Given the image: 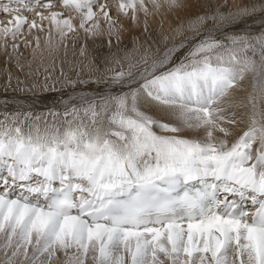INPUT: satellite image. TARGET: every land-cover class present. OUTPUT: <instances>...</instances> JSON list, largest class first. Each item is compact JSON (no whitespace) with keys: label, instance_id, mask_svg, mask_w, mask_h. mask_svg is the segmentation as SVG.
Segmentation results:
<instances>
[{"label":"rangeland","instance_id":"obj_1","mask_svg":"<svg viewBox=\"0 0 264 264\" xmlns=\"http://www.w3.org/2000/svg\"><path fill=\"white\" fill-rule=\"evenodd\" d=\"M43 1H46V0H41V2H39V4L42 3ZM32 6H35V5H32ZM32 6L29 5V8ZM29 8H27L26 10H30V13H31L32 8L31 9H29ZM96 9H97V6H95V10ZM106 10H108V13L106 12L105 18H107V19H105V20L108 21L111 17V19L114 22V25L116 26V29H117L122 23V20H123L122 14L123 13L122 14L118 13L116 15V12L114 13V9L112 8L111 5L109 6V8L107 7ZM106 10H104V11H106ZM38 11L40 12V10H38ZM38 11H37V13L35 11L36 14H35L34 19H33V17H29V16H28L29 17V19H28V17L26 18L24 16V19H22L20 26L14 25L15 24V18L14 17H13V20L11 18V20L13 21V24L10 25L11 22L6 21L7 20V16H6L7 14L6 13L1 14V16H0V19H1L0 20V28L1 27L3 28L6 25H8V27H11V31L14 30V28H15V30L17 31V35H18L15 38H13V36H8V33L6 32V34H4L3 41L9 42L11 44H15V47L17 48V46H18V48H19L18 54L21 53L20 54L21 56H18V57L17 56L6 57V59L2 61L3 66L0 65V75H1L0 76V134H4L1 136H4V137H7L8 135L14 136L13 134H15V132H18L17 134L21 136V139L23 141L27 142V144H29L28 139L36 138V140H31V141H35V143H37V141H40L39 140L40 137L42 138V137H45L46 135H48V136H46V140H47L46 141L47 144L45 143L46 145L53 144V145L58 146L60 143H62V141H69V145L72 148L73 147L75 148L77 146L78 142L80 141V138L79 137L77 138L72 133L73 130H76V129H81V128H88L89 129L90 128V130H91L92 128H95V130H96V127H98L97 125L102 124L99 126V128L100 127H106V124L108 123L107 127H108V129L109 128L112 129L111 130L112 133L116 132V130H117L116 133H119V131H120V133H122V135L125 134L123 136V138H124L127 136L126 134H128V133H129L128 136L129 135L131 136L132 134H134L136 137L137 133L135 131L138 129V126L140 127V126L145 125L144 126L145 128L142 129V132L139 135H137L136 138H138L139 141H143L145 143L148 142L149 145L146 147H141L139 149H137L134 146H130L131 152L136 154V155L141 154V153L142 154H150L151 157H149V158L155 159V156H158V155H156V152H159V151L170 152V151L178 150L181 152H185L188 149H189L188 151H191V150H200L201 151V149L198 148L195 144H192L193 142L189 141L190 138L184 137V136H188L189 134L188 133H186V134L181 133V130L182 131L186 130L185 132L190 131L189 133H193L199 129V128L197 129V127H199L200 124L201 125L203 124V123H201V121L207 122V121L212 120V118L214 117V114H213L214 112L211 109L213 107H211L209 109L210 112L212 111L211 117H207L205 115V111L201 107V105L203 104V102L205 100H207V98L208 99L211 98V96H213V94L210 96H207V95H201V93H202L201 91L198 92L199 98H198V96L195 98L196 103H194V100H193L194 96L192 93V89H190V88L189 89H186V88L183 89L182 88V90H183V91H181L182 94L178 93L176 95L175 94L174 95H168L169 89H175L176 90V87L177 86L180 87V86L176 85L175 80L171 77L176 73L174 71H172L173 73L171 74V76H170V72H168V74L165 75L164 72L167 70V68L161 67L160 64H159L160 69L158 71H154L153 76L151 74L150 78L136 82L135 84H133L134 86H131V87H133L132 90H131V87H130V89H129V87L122 88V90L117 89V88H119V85L121 82H124V81L130 82L131 80H128V79L135 77L136 73H138V71H139L138 68L140 67V65L148 64L152 58H153V61L154 60L156 61L159 58L158 56L159 55L161 56L162 51H164V49H167L168 47H171V46L172 47L179 46V44H181L183 42V40L185 41L186 38H191V40H192L191 41L192 43L189 44V49H191L189 51L190 54L194 55L196 53L195 48L197 47L196 49L200 51L199 54L203 55V57H204V60H205L204 66L205 67H208L207 62H209L212 64V69L218 65L219 66L218 68L228 70V68L232 67V64H235V63H231V62H238L239 64L236 63L235 65H241V64L247 65V64H249V66L252 69H254V72H255L257 70V68H259L260 65H261L260 69L263 66V68H262L263 72L261 73V76H259L260 80L258 79L259 80L258 84H256L254 82L255 81L254 75L251 78L249 76V72H247V75H248L250 81L251 82L253 81L254 102L258 103L257 104L258 109L260 107L264 108V93L260 92L261 91L260 89H261V86L263 85V80H264V65H263V61H264V32H262V31H258V32L248 31L247 33H243L241 31L234 32L233 31L234 27L230 28L231 25L235 24L238 21L249 20L248 24H252L253 23L252 19L254 17H257V19L260 17H264V0H199L197 2V5L194 8L193 12H189V13L184 14L183 17L181 19H179V21L173 26L174 28H172V29H174V30L168 31L169 33L167 32L169 35L167 33L161 34V35H167V38H164V40H163L164 42L163 41H157L154 38H151V41H149L148 43H144V44L142 43L141 47H138L137 45H135L133 47H128V46L123 47L119 42L113 43L110 40H107L106 43L98 42L99 37H96V35L89 32L88 26H89V21H91V20H90V18H88L87 19L88 22L86 24V27L84 29H82L81 32H79V34H78V32H76L75 34L73 32H67L66 33L67 39H69L68 46L70 47L71 45H77L78 48L75 51H72L71 54H69V56L66 58V59H68L67 60L68 62H64V63H61V60H59V61H57V59L46 60V59H42L41 57L32 56L30 53H28L29 46L28 47L25 46L24 42L28 41V40H26L28 38H30V40H31L32 35L27 36V34H24L25 31L30 30L32 28L33 30H31V31L33 34V38H36L41 34L43 35L47 31V28H48L46 21H44L43 19L40 21L39 16H38V14H39ZM104 11L102 10L101 12H104ZM41 12H45V11L43 10ZM125 14L129 15L130 11H127V13H125ZM32 15H33V13H32ZM95 15H96V12L93 14V16H92L93 18L91 17V19H94ZM3 17H5V18L3 19ZM8 19H9V17H8ZM1 25H4V26H1ZM17 26L19 28L21 27V29L19 30V28H17ZM220 29H221V31H217ZM247 30H249L248 27H247ZM37 32L40 34H38ZM172 32L173 33L176 32L177 37L173 38L171 36ZM34 33H35V35H34ZM12 39H14V40H12ZM124 41L127 43L132 42V40H129L127 38ZM91 43L93 44L94 47L91 46ZM3 45H4V43L2 41H0V48L3 47ZM12 51H13V49H12ZM96 56L100 57L101 61H100L99 65H102L100 68L96 67V65L93 62V59ZM35 58H36V60H35ZM169 59H171V58H169ZM217 60L218 61L220 60L219 64H216V63H218V62H216ZM214 61L216 62L215 64H214ZM223 62H224V64H228V66L226 68H223L221 66V63H223ZM189 64H190V62H188V60H187V61H183V63L177 64V65L181 67V68L179 67L181 70L186 69V67H189L191 64H192V66L195 65V63L194 64L191 63L190 65ZM155 72H156V74H155ZM225 75H227V74H225ZM167 76H168V78H167ZM150 79H152V82L150 81ZM159 80L162 83L164 81H168V83L170 82L169 85L171 87L168 86V88H165L166 90L164 92L165 97H167L168 100H166L165 98L163 99V97H161L162 94L159 92V90L157 88V85H158L157 81H159ZM174 84L176 85L175 88H174ZM104 86L108 87V89L104 90L105 92H104L103 96L102 95L98 96L97 93L101 92L99 90H103ZM190 86H191V84H190ZM155 87H156V89H155ZM109 88H111V89H109ZM113 89H115V90H113ZM88 90H94V91L96 90V94L91 93L92 95L88 96L86 93V94H84L85 96H75L76 93H80L81 95H83V92H87ZM116 90H117V92L121 91L120 92L121 94L119 93L118 97L116 96V99H113V95L115 93H112V92L116 91ZM142 90L146 93V96H144V94H143L144 92L140 93ZM149 90L155 91V92L158 91L159 92L158 96L161 99L159 97H155L154 95L148 96L147 92ZM201 90H203V89H201ZM125 93L130 95V99L132 101L134 99L136 100V102L133 101L134 103H137L140 107H142L146 111L152 113L158 119L157 121H155V124H156L155 126L157 127V129H159V131H160V129H162V133L160 131V134L158 135V137H153V136H149V135L142 136L145 133L146 127H147V125H149L150 121L142 120L141 118L145 114L142 112V110L139 108L138 105L131 104L132 107L129 106V109L132 111L134 117H137V119H136L137 122H136V124H134L131 111L127 110L126 107L121 105L120 97L124 96ZM139 93L141 95L143 94L142 95L143 98H142V96H140ZM200 95L204 96V97L207 96V97L202 99V97ZM181 96H182V98H181ZM183 96H185V97L183 98ZM145 97L147 98L146 99L147 101H148V97H149V100H152V99L156 100V101L152 100L154 103L158 101L159 103L166 104L165 102L168 103L170 101V104H173V105L169 106V111L163 112V111H161L163 109V107L160 108L159 106H156V104H155V107L152 108L151 105L148 104L149 101L147 102L145 100ZM150 97H153V98L150 99ZM58 98L60 100L56 101ZM70 98H71V100H70ZM79 99H82V101L81 100L79 101ZM142 99H144V100L142 101ZM45 101H46V103H45ZM123 101H124V99H123ZM215 101L217 102V100H215ZM215 101L213 103L214 105L216 104ZM113 104H115V105L113 106ZM116 105L121 107V108H118ZM178 105L182 106L184 108L188 107V108L193 109L197 115L198 121L197 122H191L188 119V117L183 113V111L181 112L178 110V108L176 107ZM156 107L157 108L159 107V109H157ZM110 108H111V110H110ZM116 108H118L119 110L117 109V111H116ZM120 109H122V110H120ZM152 109H153V111H152ZM108 110H110V112ZM158 110L161 113L165 114V116L164 117H161L160 115L156 116V115H158L157 113H159ZM60 111L62 113L60 121H56L55 117H53L51 119L52 115L57 116L58 112H60ZM107 111H108V114H106ZM221 111H223V108ZM123 113L125 115H127L129 113L127 115L128 119H132L133 123L131 120H129L128 124L122 123L123 117H124ZM105 114H106V116H105ZM109 114H110V116H109ZM29 115H30V117L27 118V116H29ZM16 116H18V117H16ZM33 116H35L36 121L41 122L43 124V126L37 127V125H35V124L33 125V123H32ZM114 116H116V117H114ZM150 117H151V115H150ZM158 117L161 119L160 121H162V120H164V121L160 122ZM218 117H219V115H218ZM151 118H153V117H151ZM113 119H115V120L113 121ZM138 119H141V120H138ZM49 120H50V122H48ZM104 120L105 121L108 120V121H110V123L109 122L106 123V122H104ZM165 120H166V124H164ZM212 121H211V123H212ZM102 122H104V123H102ZM263 122H264V120H263ZM214 123H215V121L213 122V124ZM131 124H134V126H132ZM177 124H178V126H177ZM110 125H111V127H110ZM175 125L177 128L176 131H175V129H176ZM201 125H200V127H201ZM27 126H29V128L30 127L31 128L28 129ZM76 126H78V127H76ZM117 126H119V127H117ZM69 127H70V129H69ZM2 129H6V130L2 131ZM12 129H13V134L10 133V130H12ZM133 129L135 131H132ZM194 129H195V131H193ZM24 130H27L26 131L27 133H25V135L22 134L23 133L22 131H24ZM64 130H65L66 134H65ZM82 130H84V129H82ZM163 131H166V133H163ZM260 131H261L260 128H257V132H260ZM20 132H22V133H20ZM167 133H168V135L172 134V133L173 134L169 135L170 136L169 137V136L165 135ZM210 133H212V131ZM72 134L74 135V139L69 138ZM57 135H58L59 139L56 138ZM62 135H64V136H62ZM134 135H132V136H134ZM171 136H173V137H171ZM11 138H13V137H11ZM55 138H56V140H55ZM75 139H77V140H75ZM241 139H244V137L242 136ZM10 141H11V139L9 140V142ZM151 141H153V142H151ZM100 148H101V146H99V149ZM106 150H107L106 146H105V148L100 149L102 154ZM201 153L191 152L190 154H188V152H187L186 154L185 153L184 154L187 157H190L191 154H196L200 157L207 155V153L205 151L201 152ZM106 154L110 155L109 153H106ZM106 154H104V156ZM203 154H205V155H203ZM228 155L233 156V154H231V153ZM178 159H179V157L173 156L172 160L173 161L175 160L177 162V161H179ZM203 159H204V157H203ZM155 160H152L150 162V165ZM263 160H264V157H263ZM190 161L191 160H189V162ZM205 165H207V164H205ZM151 167L154 168L155 166H151ZM1 198L2 197L0 196V264L1 263L8 264L7 263L8 261L10 264H14L16 262L18 264V262L20 260H21L20 262H22L23 264H27V262H28V264H35V263L40 264V260L45 261L46 258H50V257L52 259L54 258V255H51V256L48 255L47 248L49 249L50 252L55 254V256L57 257V258H55V260L53 259L54 261L51 259L52 264H71L70 262H72V264H75V261H77L78 256H79L78 257L79 262L77 261L76 264L80 263L81 260H82V262L80 264L85 263V262H88L91 264H176L178 261L179 262L177 264H179L181 262H182L181 264H185V263L195 264V261L197 260V258L199 260H201V258H200L201 255H204V256L205 255H209V256L211 255L210 259L213 260V261H211L212 262L211 264H216V263L218 264V262H219V264H232L231 261L234 262V260L238 257V255L240 253L241 242H246L245 233H242L240 241L238 243H236L235 246L232 245V240H233L232 237L227 235V234H224V237L226 238L225 241H223V238H222L221 241H219V242L211 243V244H213V246L208 245L206 242L204 243L199 239H198V241H192L189 243H182L183 246H181V244H180V246H178L177 249L175 247L176 243L172 247L170 245L161 244L158 246V248H155L154 246L142 245L141 249L135 250L136 252H131V253L125 252V254L121 253V255H126V258L128 256V258L126 260L123 258L124 256H121V255L118 256V254L116 252H110L109 254L105 253V254H102L103 256H101V255H99L98 250H97L98 253L94 249L91 250V248L88 244H85V247H83L84 244L81 245L79 243L80 242L79 239H75V240H77V242L75 241V243H71V240L62 241L60 239V241H57V237H56L55 233H50L54 236H52V235L50 236L49 233L48 234L45 233L44 237L42 238L41 235L43 236L44 232L37 230V231H39V232H37L38 236L35 235V237H30L28 239L30 249H27L28 252H26V251L20 249V247H17L18 245L15 246L14 241L18 240L17 237L21 236L20 238H23L21 233L18 234V231L22 232L23 230L24 231H26V230L33 231L34 230L33 228H35V223H34L35 220H33V219L37 218L34 216L36 214L34 211L32 212V210H31V212H30V210L29 211L25 210V209L29 208V207H27L28 204L25 205V204H22V203L17 202V201L15 202V200H13L12 198H10V199H5V198L1 199ZM13 211H14V213H13ZM19 212H20V215H22V216L19 215ZM15 214H18V215H15ZM25 214L27 216L31 215V217H30L31 222L29 220H28L29 222L28 221L24 222ZM29 216L26 218L29 219ZM26 218H25V220H26ZM32 221H34V222L32 223ZM23 224H25L26 227ZM7 226L10 227L11 229L13 228V229L8 230V228H6ZM16 227H17V229H16ZM18 227H21V228L23 227V228H22V230H20ZM24 227L28 228V229L25 230ZM5 231L7 233H9L7 235V237L5 236L6 235ZM15 232L17 234V237H16V240L15 239L13 240V238H15L13 236ZM35 233H36V231H35ZM10 237H12V238H10ZM39 237H41V239ZM50 237H52V238H50ZM82 238H84V237H82ZM39 239H40V241H38ZM45 240H46V244H45ZM9 241H11V242H9ZM69 241H70V243H69ZM171 241H172V239H171ZM72 242H74V239L72 240ZM37 243H39V245ZM42 243L44 245H42ZM49 243H50V245L48 246ZM64 244H65V246H64ZM69 244L71 246H73V248L71 247L73 250L70 248ZM33 245H36L35 248L33 247ZM40 245H41V249L45 248L47 250V252L45 251L44 253H42V251L40 249ZM86 245L90 249L87 248V250H86L85 249ZM38 246H39V249L41 252H38V249H37ZM55 246H57V247H55ZM217 246H218V248H217ZM219 246H220V248H219ZM59 247H61V249ZM63 247H65V249H66L65 252L67 251L66 253L64 251H63L64 253L62 252ZM143 247H145V248H143ZM181 247L183 250L180 249ZM225 248L226 249L230 248V251L226 250ZM53 249H55V251ZM56 249H58L59 251ZM67 249H69V250H67ZM178 249H180L181 251ZM200 249H201V251H200ZM212 249H214L215 251H213ZM236 249H237V251H236ZM137 250L139 253L137 252ZM57 251L59 252V254L61 251V254L58 255ZM81 251H83L84 254ZM89 251H91V252H89ZM197 251H198V253H197ZM231 251H232V253H231ZM233 251H236V252H234L235 254L233 253ZM199 252H200V254L201 253L202 254L200 255ZM39 253H40V255H39ZM45 253H47V254L43 255ZM15 254H16V256H15ZM93 254H95V256ZM97 254H98V257H96ZM128 254H130V255H128ZM139 254H141V255H139ZM184 254L185 255L187 254V256H185ZM42 255L44 257H40ZM92 255H93L94 259L91 257ZM14 256L17 257L19 259V261H17L18 259L15 258ZM170 256H171V258H170ZM180 256H182L181 257L182 259L180 258ZM226 256H228V258ZM230 256H232V258ZM121 257H122V261L120 259ZM39 258H40V260H39ZM75 258H76V260H75ZM90 258H92L93 263L91 261H88V260H90ZM96 258H97V260H96ZM110 258H111V260H110ZM186 258H188V259H186ZM108 259H109V261H107ZM180 259H181V261H180ZM192 260H194V262ZM226 260H228V261H226ZM68 261H70V262H68ZM45 262L41 261V264H44ZM226 262H229V263H226ZM199 263H201V261ZM45 264H48V263L46 262Z\"/></svg>","mask_w":264,"mask_h":264},{"label":"bare ground","instance_id":"obj_2","mask_svg":"<svg viewBox=\"0 0 264 264\" xmlns=\"http://www.w3.org/2000/svg\"><path fill=\"white\" fill-rule=\"evenodd\" d=\"M198 1L199 0H46V1H43L42 3L37 4L35 6L31 5L32 7H30V8H29V5L26 4L30 1H27V2H25V5L17 6L14 4H9V5L1 6L0 7V16H1V14L6 13L7 14L6 15L7 20L6 19L5 20L7 22H11V24L9 23L10 25L13 24L12 20L14 17L15 18V24L14 25L20 26L22 19H24V16L26 18L28 16L33 17V19H34L35 14L37 13L38 10H40V12L38 11L39 19H40V21L42 19L44 21H46L48 28H47V31L43 35L41 34L36 38H33V34L31 31V30H33L32 28L30 30L25 31L24 34H27V36L32 35L31 40H30V38H28V39H26L28 41L24 42L25 46H27V47L29 46L28 53H30L32 56L41 57L42 59H46V60H51V59H54V60L57 59V61L61 60V63H64V62H68L67 61L68 59H66V58L69 56V54H71L72 51H75L78 48L77 45H71L70 47L68 46L69 39H67L66 33L67 32H73L75 34L76 32H78V34H79V32H81V30L86 27V24L88 22V20H87L88 18H90V20H91V21H89V26H88L89 32L96 35V37H99L98 42L106 43L107 40H110L113 43L119 42L123 47H126V46L133 47L135 45H137L138 47H141L142 43L143 44L148 43L149 41H151V38H154L157 41H163L164 38H167V35H161V34H166L168 31L174 30V29H172V28H174L173 26L179 21V19H181L183 17L184 14L189 13V12H193ZM110 5L114 9V13L116 12V15L118 13H121V14L123 13L122 14V16H123L122 23L117 29H116V26L114 25V22L112 21L111 17L108 21L105 20V19H107V18H105L106 12L108 13V10H106V9H107V7L109 8ZM95 6H97L96 10H95ZM27 8H29V9L32 8L31 13H30V10H26ZM43 10L45 12H41ZM102 10L103 11L106 10V11L101 12ZM126 10L130 11L129 15L125 14V13H127ZM35 11H36V13H35ZM95 12H96V15H95L94 19H91V17L93 16V14ZM32 13H33V15H32ZM8 17H9V19H8ZM29 17H28V19H29ZM4 18L5 17H3V19ZM11 18H12V20H11ZM248 21L249 20L238 21L235 24L231 25L230 28L234 27L233 28L234 32H239V31H241L243 33H247L248 31H250V32H258V31L264 32V17H260L258 19H257V17H254L252 19V21H253L252 24H248ZM1 26H4V25H1ZM18 26H17V28H19ZM247 27L249 30H247ZM20 29H21V27L19 28V30ZM217 31H221V29L217 30ZM6 32L8 33V36H13V38L18 36L15 28L12 31H11V27H8V25H6L3 28L2 27L0 28V41H2L4 43L3 47L0 48V65L1 66H3L2 61L5 60L6 57L21 56L20 55L21 53L18 54V50H19L18 46L16 48L15 44H11L9 42L3 41V37H4V34H6ZM38 34H40V33H38ZM176 34H177L176 32L175 33L172 32L171 36L173 38H175V37H177ZM34 35H35V33H34ZM126 38L129 40H132V42L131 43L125 42L124 40ZM12 40H14V39H12ZM185 41L183 40V42L181 44H179V46H175V47L171 46V47H168L167 49H164V51H162L161 56L159 55L158 56L159 58L156 61L155 60L153 61V58H152L148 64L140 65V67L138 68L139 71H138V73H136L135 77L128 79V80H131L130 82L129 81L121 82L119 85V88H117V89L122 90V88H126V87H129V89H130V87L134 86L133 84H135L136 82L150 78L151 74L153 76L154 71H158L160 69L159 64L161 65V67L167 68V70L164 72L165 75L168 74V72H170V76H171V74L173 73L172 71H174L176 74H174L171 77L175 80L176 85H179L180 87L177 86L176 90L175 89H169L168 95L178 94L179 91L177 90V88L179 89V88H181V86L183 89L184 88L192 89V87H196L198 92H200V91L202 92L201 95H207L206 91H208L209 94L207 96H210L213 94V96H211V97H213V98H215V100H217V102L215 101L216 102L215 105L213 104L212 106L209 107V108L213 107L211 110L214 112L213 113L214 115H215V109L220 107L221 99L225 102L223 104V111L219 112L220 113L219 117H218L219 119H217L214 124H213L214 121H212V120H211L212 123H211V121H207V122L201 121V123H203V124L202 125L200 124L201 127H200V125H199V127H197V129L198 128L199 129L196 132L189 133L190 131L185 132L186 130H184V131L181 130V133H184V134L188 133L189 134L188 136H184V137L190 138L189 141L193 142L192 144H195L198 148L201 149V151L203 150L202 152L205 151L207 153L206 156L201 155L202 157H200L196 154H191L190 157H187L185 155V157L187 158L186 160L188 162H189V160H191L188 164L189 168L191 169V168H194L195 166H200L201 162H203V161L205 164L210 166L211 160L209 157H211L213 159V165H214V164H216L215 156L218 152H223V151H227V150H231V149L235 150L234 151L235 153L230 152L231 154H233L232 158L235 159V165L240 167L243 164L249 163V164H252L253 166H256V165L262 166L261 163L262 164L264 163L263 162L264 154H260L259 152H264V122H263V120H264V108L260 107L258 109V105H257L258 103L254 102L253 81L252 82L250 81L247 73L244 76L242 75V73L244 71V66L232 64V67L228 68V70L227 69L224 70V69L218 68L219 66L217 65L213 69L211 67L210 71H209L208 70L209 68L204 66V62H205L204 57H203V55L199 54L200 51L196 49L197 47L195 48L196 53L194 55L190 54L189 51L191 49H189V44L192 43L191 38H186ZM91 46H93L92 43H91ZM12 49H13V51H12ZM169 58H171V59H169ZM35 60H36V58H35ZM187 60H188V62H190V64L195 63V65L192 66V64L191 65L189 64L190 65L189 67H186V69L181 70L180 69L181 67L178 66L177 64L183 63V61H187ZM100 61H101L100 57H98V56L94 57V59H93L94 64L96 65V67H99V68L102 66V65H99ZM219 61L218 60L216 61L218 63H216L214 61V64L215 63L219 64ZM207 73H209L210 75L207 76ZM155 74H156V72H155ZM225 74H227V75H225ZM167 78H168V76H167ZM150 81L152 82V79H150ZM215 81H217L216 85L214 83ZM230 81H233V83L230 84ZM169 83H168V81H164L163 87L168 88V86H170ZM190 84L192 87L190 86ZM211 84H212V86H216V88L213 89ZM176 85L174 84V88ZM200 88L203 90H201ZM105 89H108V87L104 86L103 90H99L101 92L97 93L98 96L99 95L103 96ZM109 89H111V88H109ZM132 89H133V87H131V90ZM155 89H156V87H155ZM113 90H115V89H113ZM260 90H261L260 91L261 93H264V80H263V85L261 86ZM120 92L119 91L117 92V90L113 91L112 93H115L113 95V99H116V96L118 97V94ZM142 92H144V91L142 90L140 93H142ZM86 93L88 96L92 95V94H96V90L95 91L94 90H88L87 92H83V95H81L80 93H76L75 96H85L84 94H86ZM143 94H144V96H146L145 92ZM180 94H182V93H180ZM142 95L140 94V96H142ZM147 95L148 96L154 95L155 97H159L158 96L159 92L149 90L147 92ZM161 97H163V99L165 98L166 100H168V98L165 97V94L161 95ZM184 97L185 96H183V98ZM201 97H202V99L206 98L204 96H201ZM142 98H143V96H142ZM152 98L153 97H150V99H152ZM181 98H182V96H181ZM198 98H199V96H198ZM146 99L147 98L145 97V100ZM70 100H71V98H70ZM80 100L82 101V99H79V101ZM143 100L144 99H142V101ZM152 100H149V97H148V101H149L148 104H150L152 108L155 107V104H156V106H159L160 108L163 107V109L161 110L163 112L169 111V106L173 105V104H170V101L168 103L164 101L166 104H162V103H159L158 101L154 103L153 101L155 99L153 101ZM45 103H46V101H45ZM114 105L115 104H113V106ZM117 107L121 108L119 106H117ZM159 107L158 108L156 107V108L159 109ZM176 107L178 108L179 111H181V112L183 111V113L188 117V119L191 122H197L198 121L197 115L193 109L188 108V107L184 108V107L179 106V105ZM118 108H116V111ZM110 110H111V108H110ZM110 110H108V111L110 112ZM120 110H122V109H120ZM108 111L106 112V114H108ZM152 111H153V109H152ZM158 112L159 113H157L158 115H156V116H159V115L161 117L165 116V114L161 113L159 110H158ZM106 114H105V116H106ZM127 115H125V114L123 115L124 117H123L122 123L128 124L129 120L132 121V119H128ZM109 116H110V114H109ZM114 117H116V116H114ZM105 120H104V122L110 123V121H108L109 119L107 121H105ZM114 120L115 119H113V121ZM160 120L161 119L159 118V121ZM163 121L164 120H162L160 122H163ZM104 122H102V123H104ZM132 123H133V121H132ZM164 123H166V120ZM100 125H102V124H100ZM100 125H97L98 126V127H96V129L98 128L97 130H95V128H92L91 130H90V128L89 129L88 128H81V129L73 130L72 133L77 138L78 137L80 138V141L78 142L77 146L75 147V150H76L78 155H80L81 157L94 159L96 157H102V156H104V154L109 153L111 151L114 154H112V153H109V154L114 156L115 158H117L122 163L134 161V163H136L135 165H128L127 166V170L129 171L128 178L130 177L134 181L135 180H141V179H139V176L136 175V173H135L136 170H138L142 174L143 173H145V174L153 173L156 170L155 167L153 168L150 166V162L152 160H155L157 156H155V159H150L149 158V157H151L150 154H142L141 153V154L136 155V154L132 153L130 150V146H134L137 149H139L141 147H146L149 145L148 142L145 143L143 141H139L138 138H136L137 134L135 137L134 134H132L134 136H132V135L128 136V134H129L128 133V134H126L127 136L123 138V136L125 134L122 135V133H120V131H119V133H116L117 130H116V132L112 133L111 132L112 129H110V128L108 129V127H107L108 123L106 124V127H100L99 128ZM131 125L134 126V124H131ZM177 126H178V124H177ZM27 127H28V129L31 128V127L29 128V126H27ZM76 127H78V126H76ZM110 127H111V125H110ZM117 127H119V126H117ZM138 128H139V126H138ZM175 128H176V125H175ZM257 128H260L261 131L257 132ZM69 129H70V127H69ZM82 129H84V130H82ZM5 130L6 129H2V131H5ZM27 130H24V131H22L23 133L22 132H20V133L25 135V133H27L26 132ZM176 130H177V128L175 129V131ZM132 131H135V130L133 129ZM160 131L162 133V129H160ZM160 131H159V133H160ZM193 131H195V129ZM211 131H212V133H210ZM64 132H65V130H64ZM244 132H249V134H244ZM10 133L13 134V129L10 130ZM163 133H166V131H163ZM65 134H66V132H65ZM172 134H169V135H172ZM0 135H4V134H0ZM165 135L169 136L168 133ZM62 136H64V135H62ZM173 136H171V137H173ZM242 136L244 137V139H241ZM11 137H13V136H11ZM88 137L90 140H88ZM56 138L59 139L58 135ZM56 138H55V140H56ZM39 140L40 141H37V143L38 144L40 143L39 145L42 146L43 145V142H41L42 138L40 137ZM75 140H77V139H75ZM153 141H151V142H153ZM110 143H112L115 146V148H113V147L110 148L113 150L108 149ZM46 144H47V142H46ZM99 146H101L100 149L105 148V146H106L107 150L104 151L103 154L101 152L100 154L93 155L94 151H100ZM188 150H186V151H188ZM186 151H185V154L187 153ZM171 152H174V151H170V152L159 151V152H156V155H158V156L161 154L170 155ZM230 153H227V154H230ZM188 154H190V153H188ZM110 155H108V156H110ZM203 155H205V154H203ZM203 157H204V159H203ZM98 161H100V160H98ZM184 162H185V160H182V159H180L177 162L175 160L170 161L171 166H173V167H175L177 165H184ZM191 162L194 163V164H192V166H190ZM56 164H58V161L56 162ZM0 168L5 169V166L0 165ZM94 169L95 168H92V167L88 168V170H87V168H83V170H85V171L87 170L90 173H94L95 172ZM200 174H204V172H200ZM70 176H71L70 178H75V176H73L72 174ZM148 177H150V176H148ZM125 180H127V177L123 176L121 182H124ZM128 183H131V182H127V184L123 183V185L127 186ZM2 198H4V197H2ZM5 199H10V198H5ZM16 201L17 200H15V202ZM20 203L25 204V205L28 204L27 207H29L30 209L29 208L25 209L23 206L22 207L25 210H28V211L30 210V212H31V210H32V212L34 211L36 214L34 216L37 217L36 219H33V220H35V222L32 221V223L33 222L35 223V228H33L34 229L33 231L26 230V229H28V228H25L26 223L23 224L25 226L24 229L26 231H24V230L22 232L18 231V234L21 233L23 238H20L21 236L17 237L16 232L14 233V235L12 234L15 237V238H13V240L14 239L16 240V237L18 239L17 241H14V245L15 246L18 245L17 247H20V249H22L26 252H28L27 249H30L28 239L30 237H35V235L38 236L37 232H39V231H37V230L44 232L43 236L41 235L42 238L44 237L45 233H47V234L48 233L49 234L55 233V235L57 237V241H60V239L62 241L71 240V243H75V241L77 242V240H75V239H79V241H80L79 243L81 245L84 244L83 247H85V244H88L90 246L91 250L94 249V250H96L97 253L99 251V255H101V256H103L102 254H105V253L109 254L110 252H116L118 254V256L121 255V253L125 254V252H130V253L136 252L135 250L141 249L142 245L154 246L155 248H158V246L161 244L170 245L175 240L173 235L177 234V232L172 233V232L166 231L167 233L164 232V234L161 235V237L159 239L157 238L152 243L151 238L146 237L145 239H142V238L134 237V236H128V237L125 236L124 237V235H122L119 231H117L115 229H109V228H106L105 226L99 225V224L96 226L87 225V224H85V222L83 220L78 219V218L73 217V216L72 217H66L64 220H60L59 216H57L49 208L43 210V209L38 208L37 205L36 206L32 205V204L30 205V203H27V202L26 203L20 202ZM253 207H255V205L247 206V208H253ZM13 213H14V211H13ZM15 215H18V214H15ZM19 215H20V212H19ZM20 216H22V215H20ZM28 216L25 214L24 217L26 218ZM30 217H31V215L29 216V219L26 218V220L24 218V222H27L28 220L30 221ZM6 228H8V230L11 229L8 226ZM18 228L20 230H22L23 227L22 228L18 227ZM16 229H17V227H16ZM35 231H36V233H35ZM243 233H245V232H243ZM8 234L9 233L6 232L5 236L7 237ZM51 235L52 234H50V236ZM179 235H180L178 238L179 241L175 242L176 243V246H175L176 249L178 246H180V244H181V246H183L182 243H189L192 241H198V239L195 237L194 238L193 237H187L185 234H182V233L181 234L179 233ZM52 236H54V235H52ZM41 237H39V238L41 239ZM82 237H84L85 239ZM10 238H12V237H10ZM50 238H52V237H50ZM40 239L38 241H40ZM73 239H74V242H72ZM171 239H172V241H171ZM221 239H222V237H220L218 234L212 233L210 235L208 234V236L206 238H204V240L202 239L201 241L204 243L206 242L208 245L213 246V244H211V243L219 242V241H221ZM245 239H246V242H241V244H240V253H239L238 257L236 259L234 258L236 261L235 260H234V262L231 261V263L232 264L233 263L234 264H264V230L250 229V231L248 232V235H245ZM9 242H11V241H9ZM39 243H37V244L39 245ZM43 243H42V245H44ZM69 243H70V241H69ZM45 244H46V240H45ZM49 245H50V243L48 244V246ZM35 246L36 245H33L34 248H35ZM64 246H65V244H64ZM55 247H57V246H55ZM71 247L73 248V246L70 245V248ZM59 248L61 249V247H59ZM87 248L88 247L86 245L85 249L87 250ZM90 248H88V249H90ZM143 248H145V247H143ZM217 248H218V246H217ZM219 248H220V246H219ZM37 249H38V252L42 251V253H44L45 251L47 252V250H48L49 256L54 255V258H53L54 260H55V258H57L55 256V254H53L52 252L49 251L48 248H47V250L45 248L41 249V245H40L41 251L39 249V246L37 247ZM180 249L183 250L182 247ZM180 249H178V250H180ZM53 250L55 251V249H53ZM56 250H58V249H56ZM65 250H66L65 247H63L62 252L63 251L65 252ZM67 250H69V249H67ZM212 250L215 251L214 249H212ZM226 250L230 251V248L229 249L227 248ZM58 251H57V254L60 255L61 251H60V254ZM200 251H201V249H200ZM236 251H237V249H236ZM236 251H233V253ZM81 252L84 254L83 251H81ZM89 252H91V251H89ZM137 252H138V250H137ZM197 253H198V251H197ZM231 253H232V251H231ZM46 254L47 253H45L43 255H46ZM199 254H200V252H199ZM39 255H40V253H39ZM43 255L40 257H44ZM93 255L95 256V254H93ZM93 255L91 256L92 258H93ZM128 255H130V254H128ZM139 255H141V254H139ZM15 256H16V254H15ZM121 256H124L123 258L126 260L128 258V256L126 258V255H121ZM185 256H187V254ZM210 256L209 255H205V256L201 255L200 256L201 260H199L197 258V260L195 261V264H211L212 263L211 261H213V260L210 259ZM232 256H230V257L232 258ZM78 257H77V261H78ZM96 257H98V254L96 255ZM181 257L182 256H180V258ZM226 257L228 258V256H226ZM15 258H17V257H15ZM92 258H90V260H88V261H91L93 263ZM170 258H171V256H170ZM51 259H52L51 257L46 258L45 261L48 264H52ZM120 259L122 261V257ZM181 259H180V261H181ZM186 259H188V258H186ZM39 260H40V258H39ZM75 260H76V258H75ZM96 260H97V258H96ZM110 260H111V258H110ZM17 261H19V259ZM20 261L18 262V264H23ZM41 261L45 262L43 260H40V264H41ZM77 261H75V264ZM107 261H109V259ZM192 261L194 262V260H192ZM200 261H201V263H199ZM226 261H228V260H226ZM68 262H70V261H68ZM81 262H82V260H81ZM7 263L10 264L9 261ZM70 263L72 264V262H70ZM80 263H77V264H80ZM85 263L91 264L88 262H85ZM85 263H82V264H85ZM181 263H179V264H181ZM226 263H229V262H226ZM1 264H5V263H1ZM14 264H17V262ZM27 264H28V262H27ZM37 264H39V263H37ZM185 264H188V263H185ZM218 264H219V262H218Z\"/></svg>","mask_w":264,"mask_h":264}]
</instances>
